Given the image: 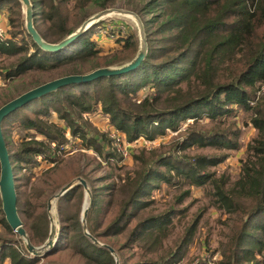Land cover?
<instances>
[{
  "label": "trees",
  "instance_id": "1",
  "mask_svg": "<svg viewBox=\"0 0 264 264\" xmlns=\"http://www.w3.org/2000/svg\"><path fill=\"white\" fill-rule=\"evenodd\" d=\"M129 1L132 3L126 1L124 5L138 14L146 37L145 56L136 67L119 74L59 86L2 118L0 130L14 190V169L34 166L40 161L46 166L56 162L58 145L67 140L65 133L84 149L101 155L104 162L115 163L119 156L114 149L103 148V142L108 143L105 135L101 133L99 139L96 130L82 119L83 114L96 108L127 141L138 137L151 140L155 134L179 129V124L187 120L172 149L161 153L149 151L148 156L137 155L135 170L116 179L120 181L118 185L104 183L110 179L108 175L101 179L90 178V204L85 214L87 231L102 241L131 226L126 243L115 248L110 245L119 264H178L176 254L179 248L185 251L193 222L176 249L155 260L120 258L118 251L127 248V243L142 239L154 242L165 233L171 215L181 212L177 205L188 195V186L208 183L215 209L231 215L228 217L230 224L227 222L229 233L218 247L215 264H264V0ZM30 2L35 30L45 41L55 42L90 14L88 8L101 9L115 0ZM2 7H7L9 34L0 37V54L16 55V59L5 68L0 67V79L10 81L30 72L27 80L18 82L25 89L60 75L121 64L129 60L137 48L133 34L127 33L116 36L114 41L118 48L102 55L91 38L90 26L62 48L43 50L25 28H10L19 23L15 20L20 1L0 0V10ZM104 32L112 34L108 30ZM40 71L46 72L45 77L40 78ZM143 88L144 93H139ZM4 91L0 93V104L23 89L9 96L7 87ZM238 108L248 113L246 122L254 129V135L245 146L237 176L230 179L223 173L216 175L214 170L206 169L207 165L222 161L223 153L186 156L182 151L189 146H211L217 150L235 148L231 139L234 132H227L223 127L200 129L195 123L203 117L220 122L221 116L231 115ZM36 156L41 159L36 161ZM74 163L68 168L69 175L60 176L64 179L82 176L84 169L78 161ZM56 170L57 167L47 166L37 172L36 176L43 183L35 188L40 202L63 183L55 177ZM161 184L182 189L174 198V204L133 222L135 214L152 201L151 192ZM182 185L185 187L181 188ZM78 187V184L72 186L56 199L55 210L60 220L58 232L54 244L41 259L66 252L68 258H80L83 264H114L105 248L94 245L81 233L75 211L69 216L62 215L66 206L74 204L72 198ZM19 210L21 214L26 212L18 205L16 196L17 215ZM29 215L27 213V217ZM37 221V226L31 222L23 224L34 246L44 241L48 231L42 210L37 212ZM14 234L0 209V264L5 258L9 264L39 261L7 237Z\"/></svg>",
  "mask_w": 264,
  "mask_h": 264
},
{
  "label": "rangeland",
  "instance_id": "2",
  "mask_svg": "<svg viewBox=\"0 0 264 264\" xmlns=\"http://www.w3.org/2000/svg\"><path fill=\"white\" fill-rule=\"evenodd\" d=\"M129 0H115L112 5L106 7H121L133 11L132 9L126 7L124 4ZM6 9L7 7H2L0 10V28L4 30V34H9L8 27L6 23ZM99 10V9H97ZM94 8H88V11H91L89 15L97 11ZM8 11V10H7ZM135 12V11H133ZM70 13V12H68ZM136 13V12H135ZM137 14V13H136ZM127 19V20H126ZM18 23L15 27H10L12 30H17L19 28H24V6L20 2L19 15L15 20ZM91 38L95 42V46L99 49L100 54H109L114 49L118 48V44L114 41L117 35L122 36L127 33H132L135 40L138 44V28L133 18L130 16L122 15L119 13H107L97 21L93 23ZM8 28V29H7ZM110 31L111 36L105 35L104 31ZM49 42V41H48ZM135 53V52H134ZM133 53V55H134ZM132 55V56H133ZM131 56V57H132ZM16 59L15 56H7L0 54V67H6L11 61ZM125 60L124 62H126ZM119 65V64H118ZM3 70V69H2ZM30 72H26L24 75L15 77L10 81H4L0 79V93L4 92V88L7 87L8 96L16 93L17 91L24 90L21 84L18 82L27 80ZM40 78L45 77V71L38 72ZM145 88L139 90V93L143 94ZM1 100V98H0ZM2 104V103H1ZM53 120L55 119L54 115ZM248 113L237 109L231 115L221 116L218 122L217 120L209 121L206 117H203L196 121V128L208 129V128H227V132H234L235 135L231 139L235 142V148L221 147V149H215L211 146L204 147H195L189 146L182 152L186 156H191L192 154H215L221 155L224 154L222 161L214 164L207 165L206 169L214 170L215 174H224L229 176L230 179H234L237 176L240 160L245 152V146L250 138L254 135V129L249 125L247 121ZM87 123L90 124L96 130V135L101 136L103 133L108 140V143L103 142V148H113L115 154L119 156V159L114 163L111 161L104 162L102 156L97 155L91 149H84L78 144V141L70 138L68 133H65L66 141L58 145V150L55 153L56 162L47 164L48 167L53 168L57 167L55 172V177L59 180H63V183L59 189L67 182L74 180L75 178L82 179L90 193L89 185L90 178H103L105 175L110 176V179L105 180L104 183L115 182L116 185L119 184V180L116 179L123 178L127 174L131 173L135 169L136 160L134 159L137 155L143 153L145 156H148L149 151L155 153H161L172 149L175 141L179 139L182 134L183 128L186 125L185 122L179 124V129L166 131L163 135L155 134L151 140H145L142 137L136 138V142L130 144L131 141H127L123 133L116 131L112 125L109 124L108 118L106 115L100 113L97 108L91 113L83 114V118ZM60 123V122H59ZM15 132V129H13ZM16 138V136H14ZM100 139V137H98ZM99 141V140H98ZM36 161L41 159L39 156L34 157ZM78 161L79 166L84 169L82 171V176L75 175L69 179H64L60 174L69 175L70 171L68 168L73 167V163ZM75 164V163H74ZM46 163L40 161L34 166L24 165V167L14 169L13 173L15 176V194L17 196V202L20 207L26 210L24 213L18 211V218L21 222V227L23 224L27 225L28 223H33L37 226V212L42 210L46 215V220L49 228L48 216L51 217L52 222L57 225V229L60 223L59 217L56 213V199L51 202V209L49 210V215L46 212V201L48 198L55 194L59 189L53 191L49 194L46 199H43L40 202L38 198V193L35 188L41 187L43 185L41 179H39L36 174L39 170H43L46 167ZM84 173H89L88 175H83ZM77 190L73 195V205L66 206L63 210L62 215H72L75 211L78 216V223L83 234V230L80 224V215L83 204L86 205L88 200L86 199L85 192L80 184H78ZM176 186H166L161 184L158 189L151 192L150 198L152 201L144 207L142 210L138 211L133 217V222H137L141 218L147 217L148 215L153 214L163 208L170 207L173 205V200L176 195L182 189H176ZM185 185H182L181 188H184ZM211 187L208 183L203 185H190L188 186V195L183 198L181 203L177 205L181 209L180 213L172 214L170 217L169 223L166 225V231L164 234L160 235L157 239H154V242L150 240H141L135 241L133 243H127V248H124L118 251L119 257H132V259H143V260H155V257L159 255H167L174 251L177 244L180 242V239L185 235V232L188 230V226L193 222L191 227V233L189 236L188 242H185L186 248L184 252H181V249H178L176 254L179 259L176 263L178 264H215L214 260L218 257V247L221 246V242L225 239L226 235L229 233L227 222L228 217L231 218V215H228L221 210L215 209L212 204V195ZM80 194V196L78 195ZM117 194V193H116ZM113 203H116V199L113 200ZM87 211V210H86ZM27 213H30L27 217ZM230 224V221L228 222ZM85 225V217H84ZM131 226L128 229L116 236L110 237L106 240H97L99 246L102 248L109 247L114 253L117 263L119 264V259L114 249L110 246L117 247L122 243H126V235L130 230ZM24 230V229H23ZM85 230L89 234L86 229ZM25 232V231H24ZM48 232V231H47ZM58 232V230H57ZM26 234V232H25ZM5 236L6 234H2ZM84 235V234H83ZM90 235V234H89ZM85 236V235H84ZM91 236V235H90ZM11 237L13 242H15L20 249L23 246V239L18 235L14 234ZM26 237L28 238L27 234ZM92 237V236H91ZM40 245V244H39ZM103 245V246H101ZM38 246V245H36ZM24 248V246H23ZM25 250V249H24ZM83 264V260L77 257L68 258L66 252L53 256L51 258H39L35 264Z\"/></svg>",
  "mask_w": 264,
  "mask_h": 264
},
{
  "label": "water",
  "instance_id": "3",
  "mask_svg": "<svg viewBox=\"0 0 264 264\" xmlns=\"http://www.w3.org/2000/svg\"><path fill=\"white\" fill-rule=\"evenodd\" d=\"M24 6V28L27 34L31 37L34 43L41 49L47 51H55L63 46H65L72 39L80 35L87 28H89L95 21H97L101 16L107 13H119L122 15L130 16L134 19L137 28H138V44L134 55L119 65H106V66H98L91 70H88L83 73H69L60 75L48 80H45L35 86L27 88L17 95L9 98L2 104H0V123L3 117H5L10 112L14 111L15 108L21 106L27 101L44 95L52 90H55L57 87L73 83V82H82L89 81L99 76H108L112 74H119L121 72L128 71L136 67L142 58L145 56L146 51V37L144 32L143 23L135 12L128 10L126 8L121 7H104L96 12L88 15L84 18L80 24L74 28L71 32L66 34L64 37L55 42L45 41L40 37V35L35 30L32 24V4L30 0H19ZM80 184L85 192L86 199L88 202L86 205L82 206L81 215H80V224L83 230V234L94 244L99 246L98 242L91 237L85 230L84 225V217L86 214V210L90 204V193L86 187L85 182L80 178H75L67 183H65L55 194L51 195L46 201V212L49 215V210L51 209V202L57 199L60 195H62L65 191L70 189L72 186ZM0 209L3 214L4 221L8 225V227L19 237L23 239V246L25 251L32 257L41 258L54 244L56 235H57V225L52 222L51 217L48 216L49 220V228L44 241L38 245L34 246L30 243L29 239L26 237V234L21 227V222L18 218L16 212V195L14 191L13 185V176L11 171V166L8 160V154L6 151V147L1 135L0 130ZM103 246V245H101ZM109 253L114 257V253L111 248L107 247ZM114 264H118L116 258H114Z\"/></svg>",
  "mask_w": 264,
  "mask_h": 264
},
{
  "label": "built area",
  "instance_id": "4",
  "mask_svg": "<svg viewBox=\"0 0 264 264\" xmlns=\"http://www.w3.org/2000/svg\"><path fill=\"white\" fill-rule=\"evenodd\" d=\"M5 34H4V30H2L1 28H0V37H3ZM137 140L135 139V140H133V141H131L130 142V144H133V143H135Z\"/></svg>",
  "mask_w": 264,
  "mask_h": 264
},
{
  "label": "crops",
  "instance_id": "5",
  "mask_svg": "<svg viewBox=\"0 0 264 264\" xmlns=\"http://www.w3.org/2000/svg\"><path fill=\"white\" fill-rule=\"evenodd\" d=\"M2 264H9V260H8V258H5V259L3 260V262H2Z\"/></svg>",
  "mask_w": 264,
  "mask_h": 264
},
{
  "label": "bare ground",
  "instance_id": "6",
  "mask_svg": "<svg viewBox=\"0 0 264 264\" xmlns=\"http://www.w3.org/2000/svg\"><path fill=\"white\" fill-rule=\"evenodd\" d=\"M127 16V15H126ZM127 20V19H126ZM85 206V204H83Z\"/></svg>",
  "mask_w": 264,
  "mask_h": 264
}]
</instances>
